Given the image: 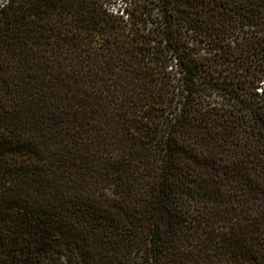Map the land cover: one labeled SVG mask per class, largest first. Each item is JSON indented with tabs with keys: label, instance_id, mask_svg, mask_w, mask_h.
I'll return each instance as SVG.
<instances>
[{
	"label": "trees",
	"instance_id": "obj_1",
	"mask_svg": "<svg viewBox=\"0 0 264 264\" xmlns=\"http://www.w3.org/2000/svg\"><path fill=\"white\" fill-rule=\"evenodd\" d=\"M0 264H264V0H0Z\"/></svg>",
	"mask_w": 264,
	"mask_h": 264
}]
</instances>
